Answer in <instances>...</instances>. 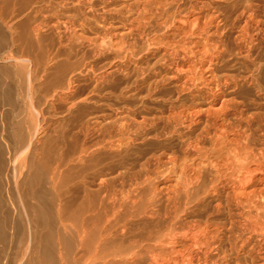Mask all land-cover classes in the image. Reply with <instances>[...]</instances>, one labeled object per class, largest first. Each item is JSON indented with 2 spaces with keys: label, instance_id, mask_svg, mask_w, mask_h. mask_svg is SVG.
Instances as JSON below:
<instances>
[{
  "label": "bare ground",
  "instance_id": "bare-ground-1",
  "mask_svg": "<svg viewBox=\"0 0 264 264\" xmlns=\"http://www.w3.org/2000/svg\"><path fill=\"white\" fill-rule=\"evenodd\" d=\"M174 1L150 4L162 8ZM212 1L217 8L228 0H191L190 5L203 8ZM236 1L242 7L233 19L218 10L210 16L176 11L149 32L141 31L139 20L134 25L119 12L116 17L109 14V19L100 17L99 34H110L113 40L108 46L97 35L93 45L98 51L110 47L114 63L118 59L126 65L136 64L151 49L161 51L164 57L155 74L188 91L190 98L154 116L163 124L168 146L145 153L128 176L119 173L118 186L109 178V164L97 153L120 150L130 142L124 123L116 134L106 130L92 143L73 141L70 156L60 152L53 160L55 149L49 142L44 158L29 162L32 175L19 180L21 172L10 164L16 150L27 154L38 145L55 117H46L47 105L65 92L43 96L38 110L33 104L29 109L20 105L21 89H13L10 81L17 78L23 88L24 71L20 68L13 75L2 65L3 60H14L3 53L16 44L13 31L25 7L17 15L12 11L0 27V264H264V86L257 78L262 65L247 67L240 80L229 71L224 59L228 49L221 39L224 28L236 20L242 23L238 50L257 40L250 29L264 36V16L257 17L264 4ZM10 2L0 0V14L10 12ZM151 10H144L140 19L147 22ZM116 19L121 26L114 25ZM76 24L86 26L82 21L72 26ZM135 30L146 36L140 52L125 41ZM37 31L33 28L23 36L25 46H34L31 40ZM244 54L248 58L249 50ZM80 74L64 69L60 83L70 86ZM241 84L253 88L261 103L233 97ZM141 118L134 123L138 130L148 120ZM174 140L178 148L171 146ZM60 142L66 145L64 136ZM71 172L78 180L69 188ZM162 173L174 174L176 181L158 205L159 189L153 182ZM13 185L18 201L10 194ZM195 208L203 212L198 215ZM134 222L139 224L134 227ZM234 256V262L226 261Z\"/></svg>",
  "mask_w": 264,
  "mask_h": 264
},
{
  "label": "rangeland",
  "instance_id": "rangeland-1",
  "mask_svg": "<svg viewBox=\"0 0 264 264\" xmlns=\"http://www.w3.org/2000/svg\"><path fill=\"white\" fill-rule=\"evenodd\" d=\"M191 3V0H175L166 7L157 8L150 4V0H91L90 4H87L85 0H11L9 9H7L10 12L5 15L0 14V27L6 20L8 21L13 10L16 15L19 14L21 8L25 7V10L17 18V29L13 31L16 44L3 53V56H11L14 60H1L6 62L2 65H6L13 75L20 68L24 71L23 79L20 81L23 88L20 87L17 78L10 81L13 89H21L20 105L29 109L33 104L38 110L37 102L43 96L49 97L55 90L65 92V97L49 102L47 105L46 117L54 114L55 117L51 121L50 129L39 136L38 145L27 154L16 150L13 162L10 164L14 166L15 163L19 173L21 172L20 181L32 175L33 171L30 170L28 164L30 161L38 162L43 159L45 147H50V145L54 147L53 160L60 152L70 156L72 154L70 144L73 141L79 139L92 143L101 139L106 130L116 134L123 123L127 127L124 132L125 137L131 138L130 142L120 150H102L97 153L102 160L104 159L103 162L109 164V178L115 180L116 186L120 185L119 173L125 177L128 176V173L132 172L138 162L144 158L145 153L158 151L164 145L168 146L163 124L154 116L167 111L180 101L188 102L190 98L187 95L188 91H180L175 83L162 82L155 74L164 57L163 53L151 49L148 54L142 53L143 58L137 60L136 64L126 65L125 61H118V59L114 63L113 49L109 50V47L98 51L93 42L97 35H102L106 40V45H110V41L113 40L111 35L99 34L100 30L97 27L103 25L99 23L101 16L109 19L110 15L116 17V12L134 21V25H138L137 20H139L141 31L146 29L149 32L152 27L160 23L164 16L176 11L210 16L218 10L229 14L233 19L237 15V10L242 7L236 0L223 2L217 8L213 5V1L203 8H199L202 7L201 5L192 8ZM261 4H264V0ZM150 8L152 13L148 21L144 22L140 18L144 10ZM261 15L264 16V5L257 12V17L260 19ZM123 20L126 23V19ZM76 21L84 22L85 28L79 27L78 24L72 26ZM113 23L116 26L122 25L118 23V19ZM33 28L38 29L36 34L32 35L31 42L34 46L27 47L23 36ZM241 30L242 23L236 20V23H229L222 31L221 39L228 49L224 59L229 64V71L240 80L247 75V67L254 63L262 65L257 78L264 86V36L257 30L250 29L253 39L257 40L249 48L238 50L236 36ZM141 31L135 30L125 39L138 52L146 47V36L141 34ZM9 34L12 35L11 32ZM247 50H249L248 58L244 54ZM64 69L67 72L72 70L81 72L70 86L62 84L63 82L60 83ZM29 73H31V78H28ZM28 86H32L30 93ZM233 97L255 99L261 103L258 93L246 84H241ZM69 106L73 107L67 111ZM262 107L264 109L263 105ZM142 116L148 120L143 128L138 130L134 123L135 121L142 122ZM153 122L155 125L151 127ZM63 136L66 139L64 146L60 142ZM143 138L145 140L142 142L140 139ZM49 142L52 144L49 145ZM170 144L174 148L179 147L177 140ZM167 167L168 165L165 164V169ZM77 177L76 173L69 174L67 178L69 188L77 183ZM175 181L176 176L170 173H162L154 180L153 185L159 189L158 205L173 189ZM48 187L51 192H54L52 185L49 184ZM11 189V196L18 201L14 185ZM202 212L200 208H195L196 214L200 215ZM138 224L139 222H134L133 226L136 227ZM211 258L216 260L217 256L212 255ZM235 259L236 256L229 257L226 261L232 263Z\"/></svg>",
  "mask_w": 264,
  "mask_h": 264
}]
</instances>
